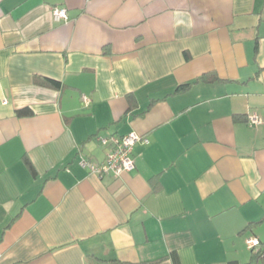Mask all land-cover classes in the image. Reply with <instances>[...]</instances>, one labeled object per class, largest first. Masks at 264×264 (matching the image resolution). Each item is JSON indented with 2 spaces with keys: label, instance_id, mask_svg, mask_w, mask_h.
Instances as JSON below:
<instances>
[{
  "label": "crops",
  "instance_id": "crops-1",
  "mask_svg": "<svg viewBox=\"0 0 264 264\" xmlns=\"http://www.w3.org/2000/svg\"><path fill=\"white\" fill-rule=\"evenodd\" d=\"M131 133L134 171L83 166ZM250 239L264 0H0V264H264Z\"/></svg>",
  "mask_w": 264,
  "mask_h": 264
},
{
  "label": "built area",
  "instance_id": "built-area-1",
  "mask_svg": "<svg viewBox=\"0 0 264 264\" xmlns=\"http://www.w3.org/2000/svg\"><path fill=\"white\" fill-rule=\"evenodd\" d=\"M54 18L57 21H67V10L56 9V11H54ZM83 101L87 107L91 104V100L87 97H84ZM260 122L257 116L251 117L250 124L252 126H256L260 124ZM99 140L104 144H111V149L108 151L105 162L102 165H96L90 161L84 160L83 166L100 176L112 174L115 177H121L125 173L134 171L136 169V163L133 158L135 144L139 141H143L145 144L149 143L147 139L142 138L136 133L118 138H99ZM248 243L251 251L260 249L261 243L258 239H250Z\"/></svg>",
  "mask_w": 264,
  "mask_h": 264
},
{
  "label": "trees",
  "instance_id": "trees-1",
  "mask_svg": "<svg viewBox=\"0 0 264 264\" xmlns=\"http://www.w3.org/2000/svg\"><path fill=\"white\" fill-rule=\"evenodd\" d=\"M50 83H52L55 87H60V84L57 83V82L50 81ZM188 86H190V84H187V85L182 86V87H181V90L186 89ZM179 90H180V89H179ZM31 113H32L31 110H29V109H24V110H20L19 115H21V116H25V115H29V114H31ZM85 161H87V160H85ZM260 243H261V241H260ZM252 253H253L256 257H259V258H261V259L264 260V244L261 243V245H260V249L252 250ZM231 264H236V263H231Z\"/></svg>",
  "mask_w": 264,
  "mask_h": 264
}]
</instances>
